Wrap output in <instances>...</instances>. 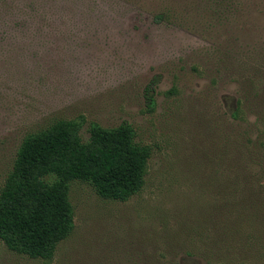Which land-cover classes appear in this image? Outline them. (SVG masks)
I'll return each mask as SVG.
<instances>
[{"label":"rangeland","instance_id":"obj_1","mask_svg":"<svg viewBox=\"0 0 264 264\" xmlns=\"http://www.w3.org/2000/svg\"><path fill=\"white\" fill-rule=\"evenodd\" d=\"M60 121L131 127L144 186L70 181L71 235L0 264H264V0H0V192Z\"/></svg>","mask_w":264,"mask_h":264},{"label":"trees","instance_id":"obj_2","mask_svg":"<svg viewBox=\"0 0 264 264\" xmlns=\"http://www.w3.org/2000/svg\"><path fill=\"white\" fill-rule=\"evenodd\" d=\"M60 121L27 137L0 192V241L9 250L49 259L74 230L69 182L91 184L109 200L126 201L144 186L151 149L134 143L133 129L90 128ZM56 177L48 183L44 178Z\"/></svg>","mask_w":264,"mask_h":264}]
</instances>
